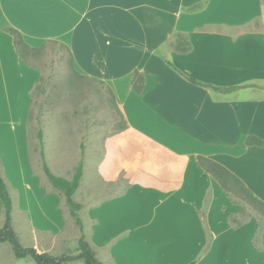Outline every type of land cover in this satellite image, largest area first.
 I'll list each match as a JSON object with an SVG mask.
<instances>
[{
  "label": "crops",
  "instance_id": "obj_1",
  "mask_svg": "<svg viewBox=\"0 0 264 264\" xmlns=\"http://www.w3.org/2000/svg\"><path fill=\"white\" fill-rule=\"evenodd\" d=\"M6 28L34 47L65 44L75 69L103 82L124 118V129L100 141L98 156L89 139L73 195L85 236L104 264H174L176 256L203 249L197 264H264V251L254 244L258 220L235 226L230 215L242 207L198 160L221 163L264 201V147L245 144L250 135L264 140V0H0V35H11L13 45L5 52L0 46L4 90L8 75L21 79L15 115L0 124L13 224L17 203L31 236L25 246L61 255L77 253L69 243L75 238L78 246L80 235L61 191L44 183V162L72 180L76 163L54 169L50 152L79 156L59 122L51 125V138L45 130L41 139L31 133L32 91L41 72L23 60ZM186 37L190 49L183 52L176 45ZM136 73L143 78L140 92ZM189 77L239 87L219 91ZM6 105L12 111L10 100ZM4 220L0 197V228Z\"/></svg>",
  "mask_w": 264,
  "mask_h": 264
},
{
  "label": "rangeland",
  "instance_id": "obj_2",
  "mask_svg": "<svg viewBox=\"0 0 264 264\" xmlns=\"http://www.w3.org/2000/svg\"><path fill=\"white\" fill-rule=\"evenodd\" d=\"M259 22V19L255 21L256 24H259ZM2 35L0 37L3 39V44L0 46L3 52L8 49H13L11 35ZM36 62L40 68L41 78L37 89L32 93L30 110L31 133L35 137H38V132L45 130L48 138H51V131L54 128L51 125L53 126L56 122H59L62 130L75 140L73 145L75 148L73 151L79 156V159L75 160V156L69 155L67 151V154H65V152L52 150L49 161L54 169L56 167L63 168L64 170L70 169L74 166V163H76L75 169H77L80 163H84L82 155L84 154V148L89 146V139L91 137L94 138V151L95 155L98 156L100 154V141L106 135L121 130L125 123L124 118L116 107L112 92L103 82L81 75L75 69L66 47L53 43L47 44L42 49L41 54L37 56ZM8 72H6V75L9 74ZM8 78L11 79L9 80V91L6 92L3 87L0 70V124L10 120L15 115L13 109L15 110L17 107V90L21 82L20 75H8ZM7 100H10L12 103V111H9L7 108ZM89 106L90 109H88ZM50 116L57 118L59 121L55 119L50 120ZM48 123L50 126H47ZM51 141H48L49 147ZM17 158H13L11 154L16 172H18ZM43 177L44 183L51 186V182L45 172L43 173ZM120 181L123 184V179ZM60 191L64 203L67 205L65 193L62 190ZM75 199L79 200L78 194L75 196ZM237 204L243 210V212L241 210L238 213L239 220L245 222L249 219L256 218L259 222V232L264 223L262 213L244 200H239ZM67 206L70 210L69 204ZM73 224L78 226L76 233L79 232L80 236L82 233L87 235L88 231L86 229L81 230L76 221ZM13 225L17 227L16 232L22 245H29L31 236L22 229L24 220L18 212L17 203L14 211ZM76 247L77 241L73 238L69 243V252L75 251ZM204 252L205 249L196 255L176 256L177 261H174V264H184L186 261L187 264H197ZM0 264H36V262L30 256L17 258L12 245L9 242H2L0 243Z\"/></svg>",
  "mask_w": 264,
  "mask_h": 264
},
{
  "label": "trees",
  "instance_id": "obj_3",
  "mask_svg": "<svg viewBox=\"0 0 264 264\" xmlns=\"http://www.w3.org/2000/svg\"><path fill=\"white\" fill-rule=\"evenodd\" d=\"M6 31L10 32L15 39L16 48L18 53L23 58V60L30 66L37 70H40L37 64V56L41 54L42 49L47 46V44H59L67 48L68 53L72 60V55L70 49L63 43L56 40H47L44 44L39 47H33L28 44L21 32L14 28H6ZM182 36V35H180ZM182 38V37H181ZM183 43V44H182ZM176 47L185 52L190 49V44L188 38L186 37L181 43H177ZM191 81L197 84L206 85L212 87L219 91H233L239 86L222 87L215 86L211 84H204L195 78L189 77ZM38 85L33 89L32 93L37 89ZM143 87V78L141 75L136 73L134 78V88L137 92H140ZM126 127V123L122 129ZM38 136L42 138V132H38ZM246 145H257L264 147V140L255 135H250L245 141ZM199 163L204 168V170L211 175H213L224 191H226L232 200L237 203L239 200H244L249 204L253 205L255 209L260 211L264 217V201L254 195L249 191L245 183L231 172L227 167L221 163L208 158L206 156H198ZM45 173L52 183V185L65 193L67 203L70 206L72 215L75 218L76 223L80 226L81 230L84 229L83 221L79 215L81 205L77 203L73 195L80 185V180L83 173V162L80 163L75 171L72 180L57 176L52 173L49 166L44 162ZM0 197L4 206V225L0 228V243L9 242L12 245L13 251L17 258H25L27 256L32 257L36 264H65L68 262L81 261L83 264H104L96 255L93 246L90 244L85 234L82 233L78 240L77 253H64L61 255H52L47 252H39L35 247L23 246L20 242V238L14 228L12 221V211H13V200L10 193L9 184L2 174V162L0 158ZM243 212V210H242ZM239 214H231L230 220L235 226L242 225L244 221L239 220ZM254 244L262 251H264V223L260 231L256 234L254 238ZM194 264V263H192Z\"/></svg>",
  "mask_w": 264,
  "mask_h": 264
}]
</instances>
